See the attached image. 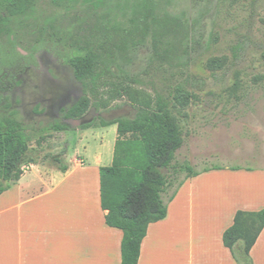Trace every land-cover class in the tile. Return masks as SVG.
<instances>
[{"label": "rangeland", "instance_id": "374dc122", "mask_svg": "<svg viewBox=\"0 0 264 264\" xmlns=\"http://www.w3.org/2000/svg\"><path fill=\"white\" fill-rule=\"evenodd\" d=\"M10 1L0 0V84L13 88L0 90V98H8L1 99L0 118L28 127L43 170L72 158L94 165L99 156L110 166L117 126L100 128V121L133 118V98L171 101L181 88L192 96L188 106L174 110L185 139L176 163L197 172L251 171L231 185L263 194L264 177L254 173L264 171V0H110L100 7L87 0H24L19 10ZM111 42L124 47H117L113 61L136 80L131 96L106 109L91 106L80 119H62L61 110L85 93L68 58L100 45L108 51ZM56 123L67 130H55Z\"/></svg>", "mask_w": 264, "mask_h": 264}, {"label": "crops", "instance_id": "0c3cea01", "mask_svg": "<svg viewBox=\"0 0 264 264\" xmlns=\"http://www.w3.org/2000/svg\"><path fill=\"white\" fill-rule=\"evenodd\" d=\"M102 163L99 156L89 166L72 158L66 171L32 165L1 194L0 264H121L123 233L106 224L101 206ZM248 172L221 168L188 179L166 218L149 225L138 264H238L223 234L238 211L264 209V191L231 185ZM250 256L264 264V229Z\"/></svg>", "mask_w": 264, "mask_h": 264}, {"label": "trees", "instance_id": "16d2710c", "mask_svg": "<svg viewBox=\"0 0 264 264\" xmlns=\"http://www.w3.org/2000/svg\"><path fill=\"white\" fill-rule=\"evenodd\" d=\"M87 1L94 2L95 7L111 3L110 0ZM10 3L17 10L24 6V0H11ZM125 8L128 11V6H119L121 11ZM134 24L136 27L133 30H137L139 24ZM117 25L120 27L121 22L117 21ZM124 32L132 36L134 31L127 29ZM124 40L128 42V36ZM129 43L136 46L133 40ZM117 44L111 42L108 51L104 50L103 45L92 50L82 49L73 52L68 58L75 79L80 82L85 93L73 105L61 110L62 119H80L91 106L106 109L111 101L131 96L136 80L126 71L116 70L114 52L117 47L121 50L124 48ZM237 85L238 82L235 87ZM12 88L13 85L0 84V90L5 92ZM103 95L108 98L104 99ZM191 96V93L177 88L171 101L161 95L144 100L133 98L131 103L136 106L133 118L101 120L99 123L100 128L117 126L113 161L110 166L100 168V183L101 206L106 212V224L123 233L121 264H138L149 225L166 218L169 204L188 179L221 169L214 167L197 172L189 163H176V155L185 139L174 110L188 106ZM1 99L8 101L7 97L0 98V105ZM6 106L10 108L8 102ZM91 127L94 125L85 128ZM53 128L57 131L67 130V126L60 123L54 124ZM28 132L24 123L13 118H0V195L16 185L30 166L37 165L31 149L32 137ZM59 169L66 171L63 166ZM183 174L184 178L177 182ZM165 196H168L167 201ZM263 229L264 209L236 213L233 225L223 234V244L238 264H253L250 251Z\"/></svg>", "mask_w": 264, "mask_h": 264}]
</instances>
